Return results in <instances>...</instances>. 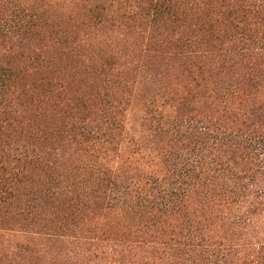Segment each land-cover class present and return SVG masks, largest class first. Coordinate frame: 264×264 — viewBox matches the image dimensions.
<instances>
[{"label": "trees", "instance_id": "trees-1", "mask_svg": "<svg viewBox=\"0 0 264 264\" xmlns=\"http://www.w3.org/2000/svg\"><path fill=\"white\" fill-rule=\"evenodd\" d=\"M0 264H264V0H0Z\"/></svg>", "mask_w": 264, "mask_h": 264}]
</instances>
